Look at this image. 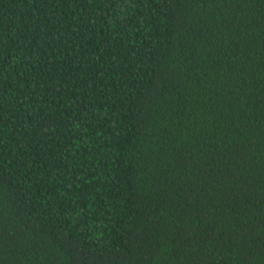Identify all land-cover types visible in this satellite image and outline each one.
I'll return each instance as SVG.
<instances>
[{
    "label": "trees",
    "instance_id": "16d2710c",
    "mask_svg": "<svg viewBox=\"0 0 264 264\" xmlns=\"http://www.w3.org/2000/svg\"><path fill=\"white\" fill-rule=\"evenodd\" d=\"M0 264H264V0H0Z\"/></svg>",
    "mask_w": 264,
    "mask_h": 264
}]
</instances>
